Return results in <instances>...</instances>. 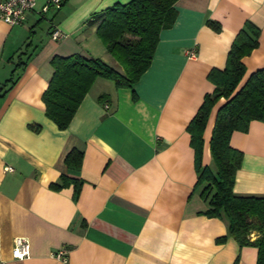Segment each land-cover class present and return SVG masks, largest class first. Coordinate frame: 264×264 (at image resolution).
Returning a JSON list of instances; mask_svg holds the SVG:
<instances>
[{
	"label": "crops",
	"instance_id": "crops-1",
	"mask_svg": "<svg viewBox=\"0 0 264 264\" xmlns=\"http://www.w3.org/2000/svg\"><path fill=\"white\" fill-rule=\"evenodd\" d=\"M128 1L61 0L40 14L47 0H36L22 24L0 19V264H256L255 246L216 241L227 234L225 218L201 213L208 203L194 188L186 127L214 90L209 72L224 69L246 20L260 34L242 58V82L264 68V0H178L133 89L98 77L67 128L45 115L54 55L101 58L116 69L87 20ZM54 31L62 36L53 39ZM224 101L214 104L203 131L202 163L212 169L209 140ZM230 145L242 152L234 193L264 195V122L233 131ZM73 148L83 152L77 171L64 162ZM62 174L81 180L77 197L73 184L52 186ZM17 236L30 244L27 258L12 257ZM61 248L65 260L54 255Z\"/></svg>",
	"mask_w": 264,
	"mask_h": 264
},
{
	"label": "trees",
	"instance_id": "trees-1",
	"mask_svg": "<svg viewBox=\"0 0 264 264\" xmlns=\"http://www.w3.org/2000/svg\"><path fill=\"white\" fill-rule=\"evenodd\" d=\"M177 1L129 0L90 16L87 24L95 27L107 53L122 71L101 58L54 55L50 60L53 72L42 93V101L45 115L58 129L67 128L96 78L111 80L116 87L134 88L151 63L160 30L170 27L175 20ZM206 23L214 30H220L218 22L209 19ZM259 34L256 25L249 20L244 22L232 41L224 69L209 72L214 90L205 94L186 130L194 151L197 175L194 188L201 187L200 196L208 203V208L201 213L227 221V234L216 241L221 243L232 237L240 246H255L256 264H264V195L234 193L235 174L242 162V152L230 145L233 131L246 132L252 120L264 122V68L252 72L242 82L246 70L242 58L258 46ZM15 80L11 76L7 82L11 86ZM220 98L225 101L216 112L209 140L212 169L202 163L203 131L212 107ZM99 100L105 101V96L101 95ZM82 156V150L73 148L64 158L66 167L79 170ZM69 184L74 185L77 197L81 185L77 178L62 174L52 186L58 189Z\"/></svg>",
	"mask_w": 264,
	"mask_h": 264
},
{
	"label": "built area",
	"instance_id": "built-area-1",
	"mask_svg": "<svg viewBox=\"0 0 264 264\" xmlns=\"http://www.w3.org/2000/svg\"><path fill=\"white\" fill-rule=\"evenodd\" d=\"M49 5L59 7L61 0H47L46 4L41 8L39 12L42 14L46 11ZM36 8V0H0V19L7 24L14 26L22 24L28 17L29 13ZM62 35L58 31L51 33L53 39H57ZM7 169H9L7 167ZM66 248L59 249L54 255L58 259H66ZM13 258L24 259L30 254V244L24 237L17 236L13 239V245L11 249Z\"/></svg>",
	"mask_w": 264,
	"mask_h": 264
},
{
	"label": "rangeland",
	"instance_id": "rangeland-1",
	"mask_svg": "<svg viewBox=\"0 0 264 264\" xmlns=\"http://www.w3.org/2000/svg\"><path fill=\"white\" fill-rule=\"evenodd\" d=\"M109 56V55H108ZM103 59H105V60H107V61H112V62H115V60L113 59V57L111 58V57H105V58H103ZM114 60V61H113ZM114 64H116V65H114V67H116V69L118 70V71H122L121 70V66L117 63V61H116V63H114ZM113 65V64H112Z\"/></svg>",
	"mask_w": 264,
	"mask_h": 264
}]
</instances>
